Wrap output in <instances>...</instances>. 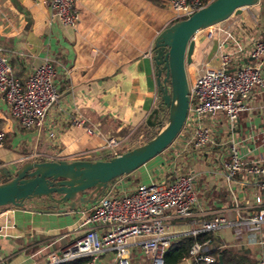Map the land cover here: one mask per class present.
<instances>
[{"label": "crops", "instance_id": "crops-1", "mask_svg": "<svg viewBox=\"0 0 264 264\" xmlns=\"http://www.w3.org/2000/svg\"><path fill=\"white\" fill-rule=\"evenodd\" d=\"M50 1L0 0V48L12 74L24 80L37 64L50 57L56 60L59 93L44 123L29 129L11 115L0 96V127L6 131L0 147V168H7L11 175L29 159H105L113 156V150L106 147L107 138L119 139L122 152L140 145L158 128L146 124L159 101L151 50L157 34L171 24L173 11L168 0H75L79 21L73 28L62 26L53 17ZM263 28L264 0H258L198 30L193 36L191 63L186 64L188 81L207 67L220 68L225 56L230 58L227 71L258 65L264 73V58L251 56ZM164 121L162 117L160 122ZM203 123L211 133L210 144L203 151L185 147L186 138L180 134L174 142L180 152L176 154L174 146L168 147L111 183L122 181L119 189L124 190L152 181L165 185L179 175H189L198 198L195 220L217 216L233 220L264 208V198L261 204L256 202V180L244 172L228 176L222 165L233 150L245 161L264 159V141L253 138L264 128V89H252L234 124L221 111ZM87 127L94 132L88 134ZM5 177L1 169L0 179ZM89 206L60 213L41 201L28 200L25 207L1 208L0 264H48L80 236L74 227ZM166 222L172 242L197 227L173 211ZM235 229L224 227L211 233L214 249L246 254L256 264L259 256L264 257V228L257 235L260 243L249 241L252 232L238 241ZM143 261L148 262L145 257ZM132 264L136 262L132 260Z\"/></svg>", "mask_w": 264, "mask_h": 264}, {"label": "built area", "instance_id": "built-area-1", "mask_svg": "<svg viewBox=\"0 0 264 264\" xmlns=\"http://www.w3.org/2000/svg\"><path fill=\"white\" fill-rule=\"evenodd\" d=\"M74 1H50L53 17L62 26L73 28L79 21ZM168 3L173 11L171 23L187 18L206 4L204 0H168ZM251 56L255 59L264 58V28L261 38L252 47ZM229 60V56H225L220 68L207 67L196 79L188 81V113L177 135L186 138L185 147L198 152L206 149L211 141V133L203 120L221 111L234 124L250 98L252 89H264V73L260 66L245 65L227 71ZM55 74L56 60L45 57L29 76L21 80L12 74L0 48V96L23 128L29 129L44 123L49 109L59 97ZM86 132L92 134L94 131L87 127ZM5 138L6 131L0 127V147ZM253 138L263 142L264 128ZM175 139L168 147L174 146ZM120 145V140L114 136L106 140V147L113 150V156L123 152H120ZM172 149L176 154L181 151L177 146ZM222 165L228 176L244 172L254 178L259 191L256 202L262 203L264 159L245 161L233 150L230 159ZM111 182L103 195L81 213L74 227V230L81 232L80 236L50 258L48 264L79 257L87 258L84 264H132L133 257L138 254L143 255L148 264H165V253L173 240L166 222L170 211L189 224L197 225L188 232L195 238L189 250L191 261L206 264L216 261V256L211 253L216 247L213 239L206 237L200 240L197 235L201 233H213L234 226L238 241L242 240L246 232H252L249 241L260 243L257 235L264 228V208H259L251 215H239L233 220L219 216L195 220L193 216L198 198L189 175H179L165 185L152 181L137 183L124 190L119 189L124 184L122 181ZM107 254L109 256L105 259ZM256 264H264V257L259 256Z\"/></svg>", "mask_w": 264, "mask_h": 264}, {"label": "water", "instance_id": "water-1", "mask_svg": "<svg viewBox=\"0 0 264 264\" xmlns=\"http://www.w3.org/2000/svg\"><path fill=\"white\" fill-rule=\"evenodd\" d=\"M256 2L258 0H211L157 34L151 51L159 101L146 119L147 125H158L152 137L108 159H29L12 175L7 168H0L6 173V177L0 179V209L10 205L25 207L26 201L38 200L60 213L67 208L74 210L95 202L112 180L136 170L164 151L177 137L187 117L186 64L191 63L194 34ZM162 117H165L163 123L160 122Z\"/></svg>", "mask_w": 264, "mask_h": 264}, {"label": "trees", "instance_id": "trees-1", "mask_svg": "<svg viewBox=\"0 0 264 264\" xmlns=\"http://www.w3.org/2000/svg\"><path fill=\"white\" fill-rule=\"evenodd\" d=\"M110 157H106L105 159ZM210 234L211 233H201L197 235V238L201 240L206 237H211ZM194 240L195 238L191 234H187L180 236L178 239L172 242L165 253V264H183L186 259L187 262L189 261V264H206L203 262H195L190 260L189 250ZM211 253L216 256V261L211 264H253L252 259L248 255L240 254L231 249H214ZM86 260V257H79L60 261L54 264H84Z\"/></svg>", "mask_w": 264, "mask_h": 264}, {"label": "rangeland", "instance_id": "rangeland-1", "mask_svg": "<svg viewBox=\"0 0 264 264\" xmlns=\"http://www.w3.org/2000/svg\"><path fill=\"white\" fill-rule=\"evenodd\" d=\"M155 132H156V131H154L153 134H155ZM147 139H149V138H146V140H147ZM146 140H145V141H146ZM145 141H144V142H145ZM141 144H142V143H141ZM230 216H232V214H230ZM143 258H144L143 255L139 254L138 256L133 257L132 260L135 261L136 264H143L142 262L145 261V260L143 261ZM141 261H142V262H141ZM147 264H148V262H147Z\"/></svg>", "mask_w": 264, "mask_h": 264}]
</instances>
